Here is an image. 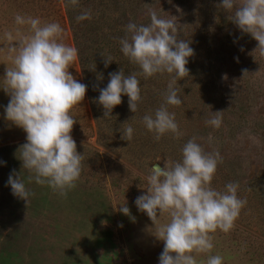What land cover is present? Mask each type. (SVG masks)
Returning <instances> with one entry per match:
<instances>
[{"label":"rangeland","instance_id":"1","mask_svg":"<svg viewBox=\"0 0 264 264\" xmlns=\"http://www.w3.org/2000/svg\"><path fill=\"white\" fill-rule=\"evenodd\" d=\"M84 12L91 17L78 21ZM151 12L176 20L179 38L194 50L188 75L174 85L182 103L168 106L182 135L159 140L143 116L163 103L170 74L138 76L136 112L127 95L108 117L97 102L110 73H139L120 51V39L129 22L150 23ZM18 14L58 23L61 42L78 50L68 71L87 88L70 110V135L83 160L75 187L64 196L29 181L19 158L26 133L6 119L10 96L0 88V264H158L164 242L155 235L170 217L159 214L153 223L134 201L147 192L150 167L178 161L191 138L221 157L212 187L236 183L237 196L247 201L227 233H209L210 252L192 253L197 264H206L209 255L222 256V264H264V56L231 20L232 12L220 0H0V87L20 40L31 34L28 25L15 23ZM108 58L113 61L106 66ZM217 110H223L222 124L213 128L206 121ZM128 126L134 129L129 141L123 135ZM10 174L24 180L32 193L27 200L12 194Z\"/></svg>","mask_w":264,"mask_h":264},{"label":"clouds","instance_id":"2","mask_svg":"<svg viewBox=\"0 0 264 264\" xmlns=\"http://www.w3.org/2000/svg\"><path fill=\"white\" fill-rule=\"evenodd\" d=\"M70 2L76 4L78 0ZM220 7L232 12L231 20L242 32L251 34L258 42L255 50L264 56V0H220ZM90 17V12H84L77 20ZM15 23L28 25L31 34L20 40L14 66L6 70L4 86L0 87L10 96L5 116L26 133L19 158L31 173L29 181L47 184L64 196L75 187L82 171L83 157L70 135L75 122L70 110L84 98L87 88L68 71L78 50L61 42L63 29L56 22L42 24L38 17L18 14ZM120 45L122 54L140 71L126 75L121 69L109 74V82L97 98L105 110L104 116L108 117L113 107L121 103L122 94L128 97L129 109L136 112L142 99L138 76L147 79L167 73L172 80L164 101L153 113L143 116V124L156 140L167 133L179 137L182 133L175 113L168 106L182 103L174 85L188 75L186 64L194 50L188 41L179 38L176 20L151 12L150 23L126 25ZM110 61L113 60H105L106 66ZM222 111L213 112L206 124L219 128ZM133 133L134 129L128 126L123 133L125 140H131ZM220 160L218 152H206L196 138H191L183 144L178 161L150 167L145 177L147 192L134 203L153 223L159 214L170 217L155 235L164 242L158 264H197L192 253H208L213 248L209 233L217 229L227 233L234 226L247 201L237 196L236 183H227L223 190L212 187ZM6 183L14 196L27 200L32 195L19 175L13 178L10 174ZM120 211L129 214L126 206ZM222 262V256L209 255L206 264Z\"/></svg>","mask_w":264,"mask_h":264},{"label":"water","instance_id":"3","mask_svg":"<svg viewBox=\"0 0 264 264\" xmlns=\"http://www.w3.org/2000/svg\"><path fill=\"white\" fill-rule=\"evenodd\" d=\"M154 164H158V163H157V162H155ZM154 164H153V165H154ZM158 165L160 166V164H158ZM160 167H161V166H160Z\"/></svg>","mask_w":264,"mask_h":264}]
</instances>
